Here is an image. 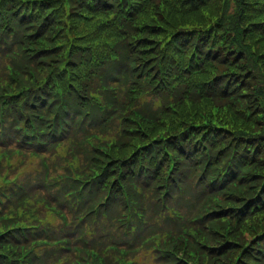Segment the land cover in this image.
I'll return each mask as SVG.
<instances>
[{
  "label": "trees",
  "instance_id": "trees-1",
  "mask_svg": "<svg viewBox=\"0 0 264 264\" xmlns=\"http://www.w3.org/2000/svg\"><path fill=\"white\" fill-rule=\"evenodd\" d=\"M148 34L163 43L141 75L134 59L151 41H135ZM125 53L132 61L120 60ZM191 56L201 65L188 72ZM110 59L123 82L107 73ZM147 77L162 83L152 91L134 81ZM5 148L13 166L4 161L0 171L9 215L0 219V264L22 258L16 234L32 246L16 224L31 223L18 204L33 195L61 200L73 217L69 236L91 239L87 247L105 255L119 245L116 230L133 233L126 217L136 221L144 201L151 222L161 217L180 235L167 257L144 238L125 242L142 249L136 264H233L239 256L264 264V0H0ZM41 155L61 175L49 187L39 181ZM4 173L19 174L25 192L12 186V200L4 198ZM212 192L220 197L205 201ZM165 202L182 210L180 221L162 212ZM107 259L120 264L116 253Z\"/></svg>",
  "mask_w": 264,
  "mask_h": 264
},
{
  "label": "rangeland",
  "instance_id": "rangeland-1",
  "mask_svg": "<svg viewBox=\"0 0 264 264\" xmlns=\"http://www.w3.org/2000/svg\"><path fill=\"white\" fill-rule=\"evenodd\" d=\"M9 52H10V53L13 52V48H11ZM14 55H15V53H14ZM36 221H37V220H36ZM82 238H83V237H82ZM122 239H123L124 241H119V243H123V242H125L126 240H129L128 237H123ZM89 253H90V252H87V253H86V257L89 256ZM121 254H122V258L119 259V260H120V264H128V263H129V260H130L128 254H127L126 252H121ZM67 258H70V256H67ZM96 261H97V263H101V261H100L99 259H96ZM90 263H92V264H96L94 261H90Z\"/></svg>",
  "mask_w": 264,
  "mask_h": 264
}]
</instances>
